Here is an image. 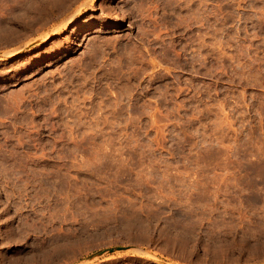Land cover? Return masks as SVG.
Here are the masks:
<instances>
[{"label":"rangeland","instance_id":"rangeland-1","mask_svg":"<svg viewBox=\"0 0 264 264\" xmlns=\"http://www.w3.org/2000/svg\"><path fill=\"white\" fill-rule=\"evenodd\" d=\"M0 264H264V0H0Z\"/></svg>","mask_w":264,"mask_h":264},{"label":"water","instance_id":"water-1","mask_svg":"<svg viewBox=\"0 0 264 264\" xmlns=\"http://www.w3.org/2000/svg\"><path fill=\"white\" fill-rule=\"evenodd\" d=\"M118 249H122V247H119ZM110 251L112 252V251H114V249H110Z\"/></svg>","mask_w":264,"mask_h":264},{"label":"bare ground","instance_id":"bare-ground-1","mask_svg":"<svg viewBox=\"0 0 264 264\" xmlns=\"http://www.w3.org/2000/svg\"><path fill=\"white\" fill-rule=\"evenodd\" d=\"M22 51V50H21ZM19 52V51H18ZM17 54V53H16ZM140 251V250H139Z\"/></svg>","mask_w":264,"mask_h":264}]
</instances>
